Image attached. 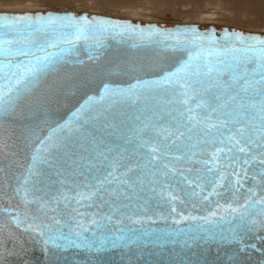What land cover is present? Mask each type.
<instances>
[{"label": "snow or ice", "instance_id": "obj_1", "mask_svg": "<svg viewBox=\"0 0 264 264\" xmlns=\"http://www.w3.org/2000/svg\"><path fill=\"white\" fill-rule=\"evenodd\" d=\"M110 40L183 58L171 70L105 69V80L131 82H104L60 119L49 105L64 95L61 76L84 64L82 49L100 59ZM16 128L31 162L13 194L0 167V198L23 205L0 208V257L15 254V229L39 237L46 253L83 250L91 264L110 249L127 250L133 264L145 248L177 244L237 243L264 257V36L74 12L0 14V154H16ZM169 264L191 262L181 252Z\"/></svg>", "mask_w": 264, "mask_h": 264}, {"label": "water", "instance_id": "obj_2", "mask_svg": "<svg viewBox=\"0 0 264 264\" xmlns=\"http://www.w3.org/2000/svg\"><path fill=\"white\" fill-rule=\"evenodd\" d=\"M47 11H27V12H5L0 11V14H24V13H37L48 12ZM58 13L74 12L77 15H99L106 18L120 19L130 21L133 24H139L141 26L155 25L160 28L174 29L177 27H196L200 31L207 32L214 30L217 35H221L224 30L239 31L245 35H258L264 36L261 32L244 31L239 28L221 27L218 28L215 25H209L203 27L198 23H181L166 25L165 23L151 22L142 23L140 21H134L129 18L112 17L103 14H94L89 12H75V11H53ZM108 48L105 49L103 55L98 60H89L88 54L83 49L81 50L80 58L84 60V64L75 67H68L66 71L71 73V76L64 78L61 76L60 83L62 85L61 91L64 95L56 96L50 108L57 110L58 117L62 120H66L71 112L74 111L84 100L90 95H98L103 87L104 82H112L116 84L126 85L131 82L127 76L113 75L110 80H105L103 72L105 69L112 68L120 65L124 62L135 63L137 66H144L150 63L163 64L168 70L183 58L182 53H175L170 50H162L156 47H143L133 48L130 44H121L116 41H108ZM159 74V70L156 71H143L137 73L141 78H152ZM78 83H82L83 87H74ZM16 147L14 156H5L0 154V167L4 168L8 175V182L12 185L9 189V193L13 194L14 189L18 186L17 180L25 172L27 166L30 164L31 149L26 147L22 140L19 139L22 136V130L16 128ZM11 143V142H10ZM10 149L9 151H12ZM10 165V166H9ZM4 173H0V177H3ZM22 183V180L20 181ZM16 206L18 209L22 208V200L20 196H14L10 201L6 198H0V208L8 205ZM33 212H35L34 206H32ZM153 227H163L162 222H157L152 225ZM18 242L14 250L15 254L6 255L0 257V264H91L90 257L83 250H54L50 249L47 253L42 250L40 238L34 236L31 233H26L23 229H15ZM19 241H23V246ZM250 243L254 241H249ZM260 245H257L259 248ZM9 250H12V242H8ZM239 245L232 243L226 246H221L217 251V245L212 243L207 248L204 245L193 247L190 250L184 249L181 244L175 246L168 245L164 249H152L145 248L143 251L145 255L143 258L137 256L131 257L133 264H169V260L174 261L176 253L183 252L187 255L191 264H230V260L233 257V253H238L235 257L234 264H264V257L253 249L247 251H238ZM151 252L152 255L148 256L147 253ZM78 253V254H77ZM96 264H129V256L127 250L121 252V250H107L105 252L97 254Z\"/></svg>", "mask_w": 264, "mask_h": 264}, {"label": "rangeland", "instance_id": "obj_3", "mask_svg": "<svg viewBox=\"0 0 264 264\" xmlns=\"http://www.w3.org/2000/svg\"><path fill=\"white\" fill-rule=\"evenodd\" d=\"M106 1L107 0H0V11L34 12L53 10L89 12L113 17L129 18L142 23L158 22L165 23L166 25L198 23L203 27L215 25L218 28L225 26L239 28L244 31L264 33V12L257 17L252 16L249 14L248 6L242 7L244 10H242V8L236 9L237 11L235 12V9L232 10L230 7L221 6V4L216 2H202L198 6L184 3L180 4V6L178 4L175 7L165 8L153 3L151 4L149 1L145 2L147 0L134 1L135 3L122 0L114 2L108 0L107 3ZM113 5L116 6L113 7Z\"/></svg>", "mask_w": 264, "mask_h": 264}, {"label": "bare ground", "instance_id": "obj_4", "mask_svg": "<svg viewBox=\"0 0 264 264\" xmlns=\"http://www.w3.org/2000/svg\"><path fill=\"white\" fill-rule=\"evenodd\" d=\"M108 1V0H107ZM106 1V3H107ZM110 1V0H109ZM111 1H117V0H111ZM120 1V0H119ZM118 1V2H119ZM122 1H129V2H134V1H139V0H122ZM141 1V0H140ZM151 2V4H155L157 6H162V7H175L176 5L179 4H184V3H188V4H192V5H200L202 2H216L218 4H221V6L223 5L224 7H230L232 10L235 9V12L242 7H246L248 6V11L249 14H251L252 16H258L260 14H262L264 12V0H147L145 2ZM104 2V1H103ZM110 3V2H109ZM135 3V2H134ZM209 3V4H210ZM116 4V3H115ZM119 4V3H118ZM122 4V3H121ZM139 4V3H138ZM133 5V4H131ZM116 5H113V7H115ZM124 6V5H123ZM122 6V7H123ZM121 7V6H120ZM117 9V8H115ZM119 9V8H118ZM226 9V8H225ZM230 9V10H231ZM237 9V10H236ZM242 10H244L242 8ZM247 10V9H246ZM247 11V13H248ZM27 12V11H26ZM239 12V11H238ZM246 13V12H245ZM104 15V14H103ZM109 16V15H108ZM113 17V16H112ZM253 18V17H252ZM259 18V17H258ZM257 18V19H258ZM256 19V20H257ZM145 23H151V22H145ZM257 31V30H256ZM250 32H255V31H250Z\"/></svg>", "mask_w": 264, "mask_h": 264}]
</instances>
